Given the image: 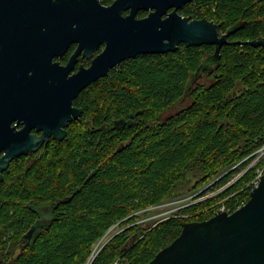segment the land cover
<instances>
[{"label": "trees", "instance_id": "16d2710c", "mask_svg": "<svg viewBox=\"0 0 264 264\" xmlns=\"http://www.w3.org/2000/svg\"><path fill=\"white\" fill-rule=\"evenodd\" d=\"M178 13L212 20L220 34L235 29L219 61L187 92L214 46L181 44L125 61L83 90L67 145L20 157L0 183V264H86L114 225L119 232L90 264H148L183 223L209 219L217 203L235 211L249 200L264 164L248 158L264 144V48L246 43L264 38V0H195ZM120 119L131 126L114 128ZM208 185L223 190L151 227L140 222L144 209Z\"/></svg>", "mask_w": 264, "mask_h": 264}, {"label": "water", "instance_id": "95a60500", "mask_svg": "<svg viewBox=\"0 0 264 264\" xmlns=\"http://www.w3.org/2000/svg\"><path fill=\"white\" fill-rule=\"evenodd\" d=\"M193 1L115 0L104 6L98 0H0V34L4 45L18 49L20 66L19 80L0 85V182L14 159L38 152L50 138L62 141L69 123L82 114L73 100L125 61L172 53L181 44L214 46L192 75L189 92L205 65L219 61L235 30L220 34L212 20L181 16L178 11ZM138 11L147 15L138 19ZM72 43L78 47L69 64H53ZM246 44L264 48V38ZM102 45L89 67L68 76L77 54L83 51L92 58ZM28 71L33 72L31 79L24 76ZM15 120L24 124L20 131L10 127ZM125 124L131 126V120L114 121V128ZM32 128L41 134H30ZM35 231V226L30 228L22 240L31 242ZM148 264H264V175L245 204L230 214L218 211L207 220L183 223L179 236Z\"/></svg>", "mask_w": 264, "mask_h": 264}, {"label": "flooded vegetation", "instance_id": "af4514ba", "mask_svg": "<svg viewBox=\"0 0 264 264\" xmlns=\"http://www.w3.org/2000/svg\"><path fill=\"white\" fill-rule=\"evenodd\" d=\"M98 1L102 4L101 0H98ZM114 1L115 0H113L112 3ZM112 3L107 4L106 6H109ZM102 5L105 6V4H102ZM127 14H128V11L123 12V15H127ZM137 18L138 19L144 18V11H138ZM4 44H5V40L3 39V35L0 34V85L3 84L6 80H13V82H16L17 80H19L18 78L19 68H20L19 62H18L19 57L17 56V54H15V52L18 51V49L8 46V45L6 46ZM77 47H78V44H75V43L70 44L67 50L64 52V54H62L61 56L54 57L52 59V63L53 64L58 63L59 66L66 67L69 64L70 59L74 55L75 51L77 50ZM103 48H104V45L100 46L97 50H95L92 53V58H89V59L83 56V51L77 54L76 57L74 58V62L72 63V69L70 70L68 76H72L75 73H77L80 67H85V68L89 67L91 60L96 55H98L103 50ZM32 75H33L32 71H28L24 73L25 78L31 79ZM81 93L82 91L73 100V107L75 109L82 110V114H83V109L78 104H75L76 99L79 97ZM82 114L80 115L79 120L69 123L68 127L73 123H79L81 121ZM10 127H14L15 131H20L24 127V124H21L18 120H15L11 122ZM68 127L65 129L66 136L62 141H56L50 138L48 143L43 145L40 148V150L46 146L55 147V146L67 145L65 140L68 134ZM29 133L32 135H36V136H39L41 134V132H37L35 128H32ZM3 155H4V152H0V158ZM19 160H20V157L14 159L13 161L9 163L8 168L4 172H2L3 179L0 183L4 181L5 174L10 172L11 168H14V165H16L19 162Z\"/></svg>", "mask_w": 264, "mask_h": 264}, {"label": "rangeland", "instance_id": "374dc122", "mask_svg": "<svg viewBox=\"0 0 264 264\" xmlns=\"http://www.w3.org/2000/svg\"><path fill=\"white\" fill-rule=\"evenodd\" d=\"M113 0H107V3L105 4V6L107 4L112 3ZM147 15V12H144ZM145 15V16H146ZM144 16V17H145ZM201 84L205 83L203 81H200ZM188 104V101H182L180 102L177 106L173 107L172 110H170V112H175L177 111L179 108L186 106ZM78 129L81 131V128L78 127ZM255 157H253V160L250 162L249 166L252 165H256L257 163L259 164V162H261L264 159H259V160H254ZM17 166V164H16ZM263 165H260L259 167L256 168V171L261 168ZM18 167V166H17ZM19 171V170H18ZM255 171V173H256ZM244 170L242 172H240L239 174L235 175L234 179L230 182L232 183L235 179H237L238 177H240L243 174ZM255 178V176H254ZM254 180V179H253ZM253 180L250 182L249 186L250 189L252 190V182ZM223 188H221L220 190L216 191V189L213 188V186L208 185L205 188H203L202 190H200L197 193H184L181 196L177 197V198H172L164 203L158 204V205H154L151 207H148L146 209H144V211L142 212H148V215L143 216L141 218V223H146V225L148 224L150 227L155 225L156 223L170 217V216H174V214L181 208H184L188 205H191L193 203L202 201L204 199H207L209 197H213L216 194H218L220 191H222ZM200 197H198V196ZM219 206V209L221 208H225L226 209V205H224L223 203H217L216 205L211 206V210L210 211H218L216 210V208ZM142 212H138V213H142ZM188 217V216H186ZM147 225V226H148ZM119 228L114 225L112 226L109 231L106 233V235L103 237V239H101L95 246L94 250L92 251V254L89 258V260L86 262V264H90V260H93L94 256L102 249L103 245L108 241V239H110L111 236H113L115 233H118ZM116 263V262H115ZM119 264V263H118Z\"/></svg>", "mask_w": 264, "mask_h": 264}, {"label": "built area", "instance_id": "2783aa9c", "mask_svg": "<svg viewBox=\"0 0 264 264\" xmlns=\"http://www.w3.org/2000/svg\"><path fill=\"white\" fill-rule=\"evenodd\" d=\"M250 157H255V159L256 160H259V159H264V144L260 147V148H258L254 153H252L248 158H250ZM247 158V159H248ZM254 159V160H255ZM262 175H264V164H263V166L261 167V168H259L257 171H256V173H255V178H254V180H253V182H252V189L255 187V186H257V184H258V180H259V178L262 176ZM218 211H224V212H227V213H232V212H234V211H232L231 209H225L224 207L223 208H221V209H218ZM218 211H216V212H218ZM215 212V213H216ZM214 213V214H215ZM114 264H118L117 262L116 263H114Z\"/></svg>", "mask_w": 264, "mask_h": 264}]
</instances>
